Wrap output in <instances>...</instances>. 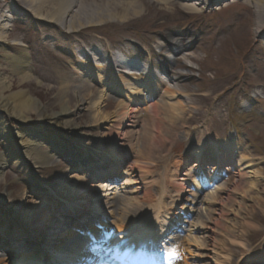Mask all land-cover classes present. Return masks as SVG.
Returning <instances> with one entry per match:
<instances>
[{"label": "rangeland", "instance_id": "374dc122", "mask_svg": "<svg viewBox=\"0 0 264 264\" xmlns=\"http://www.w3.org/2000/svg\"><path fill=\"white\" fill-rule=\"evenodd\" d=\"M5 2L12 4L11 0H0V5ZM181 3L180 0H171L167 6L153 3L146 16L135 23L98 26L75 36L80 42L102 38L105 47L112 49L111 53L118 49L124 54L130 52L126 58L121 53L115 55L134 60L142 67L152 63L154 72L166 80H170V74L160 72L165 66L173 68L172 74L184 73L167 84L180 95L164 102L154 97L135 98L126 103L125 108L138 109L137 119L133 126L117 130L110 129L113 123L108 118L119 110L124 96L110 85L114 82L107 76L108 71H104L101 84L80 81V67L69 52L75 51L80 42L68 45L71 38L44 26L33 15L16 8L18 15L13 16L12 5L3 8L7 16L4 26L8 45L13 47L18 41L30 55L31 80L20 83L0 49V74L13 81V89L27 90L49 113L61 110L60 89L65 79L71 86L81 83L80 94L89 100L71 117L82 135H74L72 129H60L58 138L67 148L62 153H53L51 165L41 167L17 160L5 163L2 174L14 210L5 211L0 193L1 262L11 257L9 262L16 264L30 250V244L49 247L51 243L57 251L65 250L73 241H78H69L68 235L73 219H79L85 211L87 221L90 220L83 222L85 228L92 223L105 224L119 216L129 220L130 216L136 219L142 215L136 223L140 225L156 214V205L161 203V230L172 226L165 221L169 214L177 212L181 216L173 222L179 229L167 232L165 242L174 245L178 240L194 242L189 264H202L205 254L213 257L210 253L213 246L217 247L219 262L205 258L210 264H264V205L257 206L248 196L242 198L241 192L232 194L245 182L244 178L239 179L238 170L230 171L229 182L221 178L213 188L202 190L188 173L190 169H197L193 155L198 149L213 147L217 139L222 141L220 145L236 139L250 158L246 172L260 180V195L264 200V38L254 31L253 7L241 0L223 10L217 9L220 3L214 2L201 9L203 14L182 12ZM187 33L192 35L188 52L191 71L179 57L173 63L166 59L170 46L163 41L173 35L182 42ZM158 45L161 49H157ZM141 78L138 82H142ZM104 82L109 85L104 86ZM101 90L106 100L100 110L93 108L92 102ZM69 97V107L73 108L76 101L72 94ZM98 114L107 117L106 121H95ZM30 117L34 124L49 121L47 118L38 121L37 113ZM171 121L174 131L169 130ZM14 125L16 129L19 127ZM124 132L132 136L130 140L122 139ZM148 132L153 138L151 145H148ZM152 145H156L155 150L151 149ZM116 146L123 152L117 166L110 151ZM41 150L48 152L50 148L46 144ZM78 151L87 155L85 166L74 162ZM132 162L135 167L130 170L128 165ZM113 165L112 176L124 170L125 175L108 178L111 175L106 176L104 169ZM96 169L103 173L94 176ZM88 174L89 179L83 178ZM179 178L184 180L178 181ZM101 183L117 188L101 189ZM177 185H183V189L179 191ZM116 200L119 201L115 204ZM72 201L79 202V210L66 209ZM183 204L185 208L181 210ZM52 222L58 226L53 229L47 226ZM249 222L251 227H245ZM213 238L217 244H212Z\"/></svg>", "mask_w": 264, "mask_h": 264}, {"label": "bare ground", "instance_id": "6f19581e", "mask_svg": "<svg viewBox=\"0 0 264 264\" xmlns=\"http://www.w3.org/2000/svg\"><path fill=\"white\" fill-rule=\"evenodd\" d=\"M12 5L11 13L13 16H17V9L20 11H24L30 15H33L36 19L44 22V26L51 27L56 29L60 33H64L67 35V38H71L69 40L68 45L78 44L80 41L75 39L80 32L87 29H92L95 27H101L106 25H125L129 23H135L141 20L146 16V13L149 12L150 6L153 3H158L160 5L167 6L171 0H11ZM182 3L179 5L182 12L193 13V14H203L201 10L206 5L213 4L214 2L220 3V7L217 9L223 10V8H228L238 0H180ZM243 4L250 5L254 9L256 20L254 22V31L264 38V0H241ZM151 4V5H150ZM8 4L0 5V49L4 51V59L9 63L13 72L19 76L20 83H24L26 81H30L31 77L29 74V60L30 55L26 52L25 48L18 42L15 41L12 45L13 47L8 45L7 36L5 34L7 28L4 26V22L7 21V16L3 13V8L9 6ZM222 6V8H221ZM17 8V9H16ZM28 14V15H29ZM27 15V16H28ZM31 17V16H30ZM191 34L187 33L186 38L182 39V42L176 39L173 35L167 36L165 38L170 46V51L166 55V59L170 62H177V58H181L183 62L188 66V71H191L192 61L190 56L188 57V52L190 51V38ZM105 41L102 38H91V39H83L80 42V46L76 45V50L69 51L72 52V57L76 59V64L79 68V77L80 81L87 82H102L104 77V71H108V77L114 83H110L111 86L118 88L119 93L124 96V100L119 104L116 112L112 114L108 119H112L110 129L117 130L118 128H122L123 126L130 127L136 122L135 120L139 111L138 109H130L129 107L125 108L126 103H131L133 99H147L149 97H157L162 102L166 99L171 98L173 95H180L179 92L175 91L173 87H168L167 84H170L171 79L181 78L184 73L176 72L174 74L172 69L169 66H165L161 73L170 74V80H166L163 77L158 76L152 67V63L147 67H142L138 62L134 60H123L120 56L126 58L130 54L122 53L123 51L118 49V54L123 55H115L111 53L109 47H105ZM20 45L22 47H20ZM157 49H161L158 45ZM92 58L93 60H91ZM127 61V62H126ZM133 68V69H132ZM130 69V70H129ZM135 70V71H134ZM139 72V73H138ZM184 72V71H183ZM142 77V82H138L139 78ZM89 78V79H88ZM140 79V80H141ZM101 84V83H100ZM104 86L109 85L106 82L102 83ZM14 84L13 81L2 74H0V111H2V115L0 114V138H2L3 142L6 143V147L9 148L8 151L0 152V190L1 198L3 202V208L7 213H11L14 210L12 203H10V192L8 190V186L6 181L3 178V169L5 167V163L11 159L16 158L17 155L20 157V162L24 163L27 161L41 167H48L54 161L53 153H62L66 148L63 147V143L59 140L58 135L53 131H48L44 129H40V127H36L40 124V122L34 124L32 121L30 114L37 113L39 114V120L47 118L49 120L45 125H47L51 129L56 130H67L72 129L74 135H82L79 125L74 123L71 120L75 111L81 108L87 100L86 96H81V83L71 86L68 82V79L64 80L61 84L60 89V104L61 110L60 112H48L47 108L40 103L38 99L33 97L27 90L24 89H13ZM100 96L92 102L93 108H101L104 106L105 92L104 90L98 91ZM69 94L73 95L75 102V106L70 108L71 99ZM164 100V101H163ZM245 108H248L247 105ZM99 110V113L101 111ZM95 121H106L107 117L99 116V114L94 117ZM178 119V117H177ZM46 120V119H45ZM46 120V121H47ZM190 120V119H189ZM17 124L19 127H15L14 124ZM174 124L171 121V125L169 130L174 131ZM35 125V126H34ZM31 126V127H30ZM172 126V127H171ZM131 135L127 132L123 133L122 139H131ZM161 139V135L159 136ZM148 145H151L153 138L152 135L147 133ZM12 145H10L9 143ZM158 141L156 140L155 143ZM46 144H50L52 148V152L42 151L41 149ZM213 147L210 149H203L201 147L196 151V158L199 162H202L203 153L209 152V154H213L214 152L217 155V163L219 167H213V172L218 170L220 173H229L233 168L238 170L239 179H245V182L241 183L242 188L236 189L232 194L239 195L241 192L242 198H247V196L251 199V201L257 206L262 207L264 205V200H262V196L260 193L261 182L257 177H252L250 175L251 172H246L250 168V158L245 154L246 150L242 147V145L237 144V148H234V144L227 143L229 145H220L217 144L214 140ZM14 145V147H13ZM156 145H152L151 149ZM236 146V143H235ZM17 148V149H16ZM22 148V150H21ZM10 149H16L12 152ZM238 150V151H237ZM112 153V157L115 161H119L121 159L123 152L120 147H112L110 149ZM237 151V152H236ZM16 152V153H15ZM86 154L84 151H78L76 159V163L85 162ZM201 157V158H200ZM216 157V156H215ZM80 164V163H79ZM91 165V164H90ZM135 167V163H129L128 169L132 170ZM223 167V171L221 168ZM203 172L204 170L201 169ZM99 169L94 170V174H99ZM111 172V171H109ZM192 171L190 170V173ZM126 171H122V173L118 174L123 176ZM128 173V172H127ZM188 173L184 175L188 176ZM215 174V173H214ZM257 174V173H256ZM83 178L89 179L90 174L88 176H83ZM178 181H183L184 179L179 178ZM231 180V179H230ZM229 179L226 182L230 181ZM89 181V180H88ZM105 183H101L100 188H117L116 186L111 185H103ZM189 184V183H188ZM178 188L183 187L181 185ZM2 187V189H1ZM183 189V188H182ZM56 192V191H55ZM53 191V193L55 194ZM212 194V193H211ZM119 200L114 202L115 204ZM217 201V199H215ZM71 208L66 207V209L77 211L79 210V202L72 201ZM161 203H158L156 206L158 209H155L157 212L150 219H147L141 225H137L136 223L140 221L143 217L142 215L138 218L134 219H125L123 216H119L115 219L108 221L105 224L97 225L92 223L89 226L88 231L91 232H99L101 237H104L106 240L110 239L113 243H117V240L123 239L127 241V243L123 246V249L127 250V247L132 246L136 247L139 243L141 237H146L148 241L154 243L155 237L159 235V225L154 223L153 220L159 218L161 213ZM185 208V205L181 206V210ZM232 207L229 206V211ZM87 210V209H85ZM86 211L80 214V218L78 219V223L75 224L80 226L82 221H87ZM145 215V214H144ZM148 215V214H147ZM175 218H180L181 216L178 213ZM178 215V216H177ZM58 218H60L58 216ZM70 218V217H69ZM247 218V215L246 217ZM179 219V220H180ZM211 220V217H210ZM76 222V221H72ZM90 220L87 221L89 223ZM139 224V223H138ZM155 224V225H153ZM249 224H244L245 227H251ZM50 228H55L57 224H47ZM243 226V225H242ZM154 227V229H153ZM156 227V228H155ZM78 227L72 229L70 235V240L73 241L75 239H79L78 234H81ZM85 230V235L88 233ZM206 234L208 232L206 231ZM97 237V236H96ZM98 238V237H97ZM73 239V240H72ZM82 239V238H80ZM196 241V240H195ZM212 244H217V240L215 238L211 239ZM197 244V243H196ZM141 245V244H140ZM194 242L191 240H178L177 243L173 246H170V249L166 250L167 254L172 250L176 249L179 259L170 260V264H189V261L192 259V247ZM46 249V247L43 246ZM213 257H209L206 254L204 255V259H202V264H210L205 258L213 259L214 261L219 262L217 247L213 246L212 250H210ZM43 253V250L40 251ZM63 256V251L60 253ZM37 252L36 250H28L26 254L22 255L17 259L15 263L17 264H25L30 260H36ZM191 256V257H190ZM190 258V259H189ZM202 258V257H201ZM11 257H8L5 261H0V264H14V262H9ZM258 261V259H256ZM167 262V261H166Z\"/></svg>", "mask_w": 264, "mask_h": 264}, {"label": "snow or ice", "instance_id": "6c2138e0", "mask_svg": "<svg viewBox=\"0 0 264 264\" xmlns=\"http://www.w3.org/2000/svg\"><path fill=\"white\" fill-rule=\"evenodd\" d=\"M180 257L178 256L177 250L176 249H172L168 255H167V259L172 260V259H179Z\"/></svg>", "mask_w": 264, "mask_h": 264}, {"label": "water", "instance_id": "95a60500", "mask_svg": "<svg viewBox=\"0 0 264 264\" xmlns=\"http://www.w3.org/2000/svg\"><path fill=\"white\" fill-rule=\"evenodd\" d=\"M16 124V123H15ZM36 125H37V123H36ZM20 126V125H19ZM35 126V125H34ZM36 127H40V129H44V130H50V131H53V132H56V133H58V131L59 130H56V129H51V128H49L47 125H45L44 123H41V124H39L38 126H35V128Z\"/></svg>", "mask_w": 264, "mask_h": 264}]
</instances>
